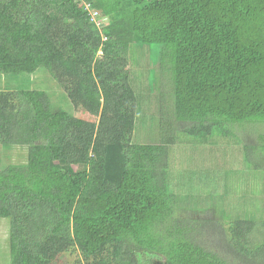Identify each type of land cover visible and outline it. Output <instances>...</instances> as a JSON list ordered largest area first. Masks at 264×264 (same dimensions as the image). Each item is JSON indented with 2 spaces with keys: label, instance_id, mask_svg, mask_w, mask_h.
Listing matches in <instances>:
<instances>
[{
  "label": "trees",
  "instance_id": "obj_1",
  "mask_svg": "<svg viewBox=\"0 0 264 264\" xmlns=\"http://www.w3.org/2000/svg\"><path fill=\"white\" fill-rule=\"evenodd\" d=\"M41 68L74 110L0 90V147L27 150L0 166L10 264H264V0H0V73ZM158 74L172 121L152 114ZM184 144L228 170L183 173ZM242 190L232 218L219 205Z\"/></svg>",
  "mask_w": 264,
  "mask_h": 264
},
{
  "label": "rangeland",
  "instance_id": "obj_2",
  "mask_svg": "<svg viewBox=\"0 0 264 264\" xmlns=\"http://www.w3.org/2000/svg\"><path fill=\"white\" fill-rule=\"evenodd\" d=\"M137 66V65H136ZM147 66L143 64V62H140V66L138 67V71L144 72L143 67ZM130 68H136L135 65L131 66ZM48 72L45 69H40L38 70L35 74L29 75V74H19V75H13V74H8V75H3L0 73V90L4 91H11V90H41V91H46L51 99L57 103L58 107H61L64 111L72 114L73 113V106L70 103L69 99L67 98L66 94L59 89V87L52 81V78H50L48 75ZM144 75V73H143ZM154 77V78H153ZM150 77L148 80V83L154 84L155 81H158L159 84H161V96L159 98V103L156 104L157 107L152 106V114H157L158 113V107L159 104L161 103L163 107V115L166 118H170L171 121L174 120V115L172 113V98H171V90H170V83L168 81L167 77L162 76L159 78V74L156 76ZM155 104V103H154ZM142 109L144 108L141 107ZM140 112V111H139ZM163 115H160L161 117H164ZM139 118V124L136 127L135 134H139L142 136V140L146 139L145 136H147V131L150 130V124H151V118L150 117H142L140 114L138 116ZM136 137V136H135ZM140 139H135V141H139ZM193 140H190V142ZM185 142V140H184ZM191 146L193 143H190ZM189 145L184 144L182 146V151L184 152V156L181 157L180 162L182 163V171L183 167L188 168L193 167L195 172H201L205 173L207 169L210 170H216L217 173L219 171H222L225 173V169L228 170V167H226V163L230 161L228 157H226L224 154L221 152L218 153L215 150L213 152H209L208 148H192ZM9 150V151H8ZM27 150H25L24 147H12L9 149H5L0 147V166H6L8 164H20L25 160V155H26ZM236 158V157H234ZM185 171V169H184ZM183 171V173H184ZM179 172V168L175 170V173ZM215 174V173H214ZM216 175V174H215ZM253 185L256 187V183L252 181ZM174 184L176 186L177 192H180L182 196L184 195L185 197L192 192V187L190 185V180L189 177H185L184 179L176 178L174 181ZM240 186V185H238ZM200 187V186H196ZM219 193L217 196H223L224 195V187L223 184H219ZM252 189V184L248 183L245 186L242 187L245 191H248ZM260 191V190H258ZM262 194L259 195L258 201L257 202V208L259 210H256V208H250L252 211L256 210L257 212H262L263 207H264V190L261 191ZM229 193H232L229 192ZM214 193H212V197L215 198ZM242 196H243V190L240 194L239 191H236V194H230L228 201H226L223 205L221 206H227V214L234 218L236 216H243V212L246 209H243L241 206L244 205V202H242ZM213 198L207 199V201H210V205H216L215 200ZM204 204L203 206H205ZM194 207V206H193ZM209 215V214H208ZM9 220L8 219H0V264H10V254H9V245H8V236H9ZM6 244V245H4ZM77 257V254L73 255H67L65 257V260L68 262H71Z\"/></svg>",
  "mask_w": 264,
  "mask_h": 264
},
{
  "label": "built area",
  "instance_id": "obj_3",
  "mask_svg": "<svg viewBox=\"0 0 264 264\" xmlns=\"http://www.w3.org/2000/svg\"><path fill=\"white\" fill-rule=\"evenodd\" d=\"M91 15H92V22H95L99 28L104 27V24H105L106 21H107V20L105 19V17H103V18H99L98 15H97L96 13H94V14L91 13Z\"/></svg>",
  "mask_w": 264,
  "mask_h": 264
}]
</instances>
